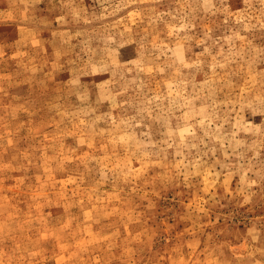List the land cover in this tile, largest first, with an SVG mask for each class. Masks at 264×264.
I'll use <instances>...</instances> for the list:
<instances>
[{"label":"rangeland","instance_id":"obj_1","mask_svg":"<svg viewBox=\"0 0 264 264\" xmlns=\"http://www.w3.org/2000/svg\"><path fill=\"white\" fill-rule=\"evenodd\" d=\"M0 264H264V0H0Z\"/></svg>","mask_w":264,"mask_h":264}]
</instances>
